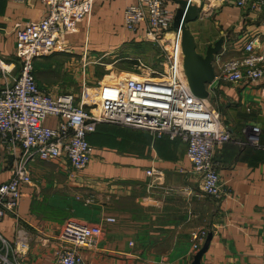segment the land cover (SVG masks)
Listing matches in <instances>:
<instances>
[{
    "label": "crops",
    "instance_id": "0c3cea01",
    "mask_svg": "<svg viewBox=\"0 0 264 264\" xmlns=\"http://www.w3.org/2000/svg\"><path fill=\"white\" fill-rule=\"evenodd\" d=\"M181 1L165 3L176 15ZM203 1L194 5L196 13ZM207 1L203 4L209 8ZM136 3L96 0L74 33L35 60L39 87L53 95L70 92L61 84L73 70L82 77V89L84 82L95 90L105 82L106 75L95 78V65H103V59L108 70L123 60L124 79L151 80L154 71L165 72L169 33L153 36L144 24L137 32L124 26L125 8ZM216 5L188 22L196 52L204 55L216 46V57L226 60L239 56L244 42L253 40L255 52L264 56V11L239 8L234 0ZM45 14L41 0H0V56L17 66L12 74L0 73V90L20 73L17 31ZM213 66L217 75L215 61ZM206 88V100L216 97L222 124L234 138L242 139L246 126L264 129V76L255 83L214 78ZM46 123L56 126L58 121L51 117ZM88 139L93 154L83 170H75L66 158L29 162L33 181L22 186L17 211L0 222L14 264H57L58 235L67 219L99 222L106 216L115 220L104 222L94 248L81 249L83 264H191L208 234L200 264H264V131L262 147L230 141L214 150L224 190L220 198L201 192L179 138L155 139L144 130L102 123ZM21 153L20 145L0 140V183L10 178ZM150 167L160 176L148 175Z\"/></svg>",
    "mask_w": 264,
    "mask_h": 264
},
{
    "label": "built area",
    "instance_id": "2783aa9c",
    "mask_svg": "<svg viewBox=\"0 0 264 264\" xmlns=\"http://www.w3.org/2000/svg\"><path fill=\"white\" fill-rule=\"evenodd\" d=\"M41 1L46 6L45 16L17 31L20 73L0 90V140L22 148L10 178L0 183V222L8 212L17 211L22 186L32 183L31 160L66 158L75 170L85 169L93 154L88 137L102 123L144 130L155 139H181L186 146V158L199 176L201 192L220 198L224 190L214 150L230 141L240 146L262 147L260 136L264 129L246 126L242 139L234 138L224 128L219 112L206 99L192 94L183 71L182 28L173 27L175 13L165 0L129 4L124 10V26L137 32L144 24L153 36L172 34L166 49L167 70L154 71L151 80L128 77L121 85L105 83L95 89L94 99L84 82L80 99L74 92L53 95L41 89L34 62L52 53L64 35L74 33L78 24L90 17L96 0ZM184 2L199 4V0ZM234 2L239 8L264 11V0ZM263 61L264 56L255 52L253 40H248L239 56L226 60L216 57L219 72L214 78L255 83L264 76ZM16 67L0 56V73L12 74ZM51 117L58 121L56 126L47 125ZM147 174L161 173L150 167ZM114 220L111 216L99 222L67 219L58 235L57 264H83L81 249L94 248L104 233V222ZM193 247H198L196 242ZM10 248L0 230V264H14L9 257Z\"/></svg>",
    "mask_w": 264,
    "mask_h": 264
},
{
    "label": "water",
    "instance_id": "95a60500",
    "mask_svg": "<svg viewBox=\"0 0 264 264\" xmlns=\"http://www.w3.org/2000/svg\"><path fill=\"white\" fill-rule=\"evenodd\" d=\"M181 6L182 9L175 15L173 27L178 28V26H181L182 28L183 67L188 86L194 96L199 99H207L209 92L206 87L214 80L213 63L218 52V47L211 46L207 48L204 55L196 52L194 39L186 28V22L196 16V7L186 4L184 1H181ZM210 237L211 234H208L205 243L194 254L191 264H200L201 255L206 250Z\"/></svg>",
    "mask_w": 264,
    "mask_h": 264
},
{
    "label": "rangeland",
    "instance_id": "374dc122",
    "mask_svg": "<svg viewBox=\"0 0 264 264\" xmlns=\"http://www.w3.org/2000/svg\"><path fill=\"white\" fill-rule=\"evenodd\" d=\"M205 1H203V3L205 4ZM219 2V0H208L207 1V4L208 6L211 4V6L209 8H207L206 6H204L203 3H201L200 5V8H197L198 12L196 13V16H200L201 14H205L206 12H209L211 11L212 9H214L215 7H217V3ZM197 3V2H196ZM196 6L198 4H195ZM195 6V7H196ZM206 9H203L205 8ZM189 21H191V19H189L187 22H186V28H188V26H192V25H189L190 23H188ZM101 62L103 63V65L101 64H98V65H95V78L96 80H101L103 77H105V82H103L102 84H111L113 82V84H122L124 82V69L125 68V64H123V60L121 62H119V64L116 65H113V67H111L110 70H108V60L107 59H103L101 60ZM62 82L63 84L61 85H66L70 90V92H74L75 94H80L81 93V85H82V77L81 75H79L78 73L77 74H74V71L71 70L67 72V74L62 78ZM95 84V83H93ZM94 89V87H92ZM92 88H90V90H92ZM208 105H210L212 108H214L217 112L220 113L218 107L219 106V103L216 99V97H212L210 98V100L208 99L207 101ZM210 107V108H211Z\"/></svg>",
    "mask_w": 264,
    "mask_h": 264
},
{
    "label": "bare ground",
    "instance_id": "6f19581e",
    "mask_svg": "<svg viewBox=\"0 0 264 264\" xmlns=\"http://www.w3.org/2000/svg\"><path fill=\"white\" fill-rule=\"evenodd\" d=\"M219 1H220V0H219ZM167 36H168V38H171V37H172V34L169 33ZM183 71H184V73H185V69H184V67H183ZM185 76H186V74H185ZM94 91H95V90H94L93 88H92V90H90V92H91L90 95L92 96V99H94V97H95V96H94V93H93ZM92 99H91V100H92ZM205 103H206V101H205Z\"/></svg>",
    "mask_w": 264,
    "mask_h": 264
},
{
    "label": "trees",
    "instance_id": "16d2710c",
    "mask_svg": "<svg viewBox=\"0 0 264 264\" xmlns=\"http://www.w3.org/2000/svg\"><path fill=\"white\" fill-rule=\"evenodd\" d=\"M163 138H167V137H163Z\"/></svg>",
    "mask_w": 264,
    "mask_h": 264
}]
</instances>
